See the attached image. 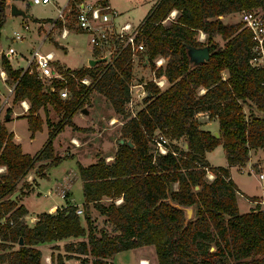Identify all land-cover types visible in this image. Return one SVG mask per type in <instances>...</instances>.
<instances>
[{"label":"trees","instance_id":"1","mask_svg":"<svg viewBox=\"0 0 264 264\" xmlns=\"http://www.w3.org/2000/svg\"><path fill=\"white\" fill-rule=\"evenodd\" d=\"M3 6L1 3L0 11ZM260 7L264 8V0H157L140 22L141 33L148 62L166 58L155 75H164L167 88L145 83L144 107L134 118H128L124 107L132 74L124 50L109 62L60 70L65 84L61 80L44 84L33 67L13 69L2 55L1 70L7 74L6 81L14 84L11 103L27 102L25 118L31 138L42 131L39 113L44 111L47 137L39 152L24 154L4 121L0 123V166L5 167L0 175V220H6L0 224V264H41L40 251L34 246L68 237L85 240L64 244L67 253L57 254L54 264H65L68 258L79 264H108L116 253L141 246L153 247L157 264H264V209L252 198L255 207L240 213L237 189L229 177L230 167L245 166L249 150L264 148V116L259 115L264 113V72L249 64V33L240 30V25L218 19ZM172 11L175 19L163 24ZM57 25L59 28L60 23ZM67 29L80 32L71 23ZM198 31L207 36L210 54L205 63L192 66L185 48L203 46L195 41ZM214 36L224 44L219 46L212 40ZM222 73H226L224 80ZM83 77L89 78L88 86L76 83ZM63 86L70 92L66 99L58 92ZM93 92L103 96L124 122L110 163L99 154L92 164L77 163L85 226L75 214L77 206L71 204L37 214L33 224L17 222L18 217L27 216L17 198L25 196L28 188V183L17 188L18 182L31 169L43 178L45 166L35 169L36 163L49 160L51 166L59 164L61 158L54 154L52 141L64 126L78 129L71 118ZM47 105L61 116L56 127L46 118ZM245 105L259 114L251 108L244 112ZM199 114L216 120L217 137L200 129ZM154 133L168 138L174 154L153 153L149 139ZM180 138L184 149L172 142ZM217 146L223 149L226 167H213L204 160L205 153ZM205 169L212 173V180L204 177ZM15 192L17 197L11 200ZM104 199L110 202L105 204ZM174 204L192 207L191 220L186 222L183 210ZM90 205L106 217L112 233L100 230L96 234ZM19 239L23 246L13 249Z\"/></svg>","mask_w":264,"mask_h":264},{"label":"rangeland","instance_id":"2","mask_svg":"<svg viewBox=\"0 0 264 264\" xmlns=\"http://www.w3.org/2000/svg\"><path fill=\"white\" fill-rule=\"evenodd\" d=\"M0 1V5L1 3H4L3 9L0 11V20H3L0 27V51L3 56H6L13 69L22 70L26 65V60L31 55L30 53L38 46L39 53L51 52L54 54L51 71L55 74H60V70L71 71L78 70L80 68H89L90 66L87 64L88 60L101 58L94 57V53H91L88 45V36L81 32L75 33L73 31H68V36L65 39H61L59 35H57V31H52L49 34V37L41 41L43 39L44 31L47 30L49 22L56 18L58 8L64 4L65 0H51L50 3L40 5L30 4L31 0ZM108 1L110 6L118 13V16L115 18L117 23L127 21L131 25H136L146 17V14L157 0ZM12 4L19 10H22L25 16H11L9 6ZM168 16L169 18L163 24L167 25L169 22L174 20L176 14L170 13ZM238 18L237 13H232L224 15L221 22L225 24L239 25ZM41 23H44L43 26H41ZM199 32L194 35L195 41L202 43L203 46H208L209 43H207V36L204 34V38H201ZM14 33H18L19 36H21V39L15 40L13 36ZM212 40L219 46L224 44L219 36H214ZM9 47L13 49L14 54L7 56V48ZM165 61L166 58H164V62ZM104 62L107 61L105 60ZM153 66L152 61L146 64H143V62L140 64L134 63L131 68L132 74L130 81L147 83L153 76ZM225 76L226 73H222V77L225 78ZM43 82L44 84H49L47 80H44ZM76 83L78 84L80 82ZM4 84L0 80V102L8 94L6 88L11 87L9 82L6 80ZM142 99L132 101V113H136L144 107ZM11 101L12 95L9 97V105L4 107L3 117L7 112L6 109H10L12 113L19 114V112H21L22 109H20L19 104H12ZM82 108L87 109L88 113L84 114L79 111L75 114L76 118H71L72 123L78 127V129H72L70 126H64L61 132L57 134L52 141L54 154L61 158L59 164L51 166L49 160H43L42 162L36 163L35 169L43 164L45 166L44 170L41 171L43 178L38 177L35 174V170L31 169L28 171L25 178L18 182L17 188H20L23 183H28V188L25 190L27 195L22 199L23 206L29 212V214L27 213V216H36L39 213H45L52 204L56 206H63L65 204L75 206L78 205L77 209H81L83 200L81 181L78 178L77 163H81L83 166L92 164L95 161V155L98 154L103 156L106 162H111L117 147L116 140L120 136V127L122 126L121 124L124 122V119L117 115L115 116L106 99L98 93H91L83 102ZM250 108L256 114H259L254 107L248 105L244 106L243 111L247 112ZM45 109L47 113V120L52 126L56 127L61 119V116L56 114L49 105H47ZM126 114L128 116L130 115V112L128 111ZM259 115L264 116V113ZM14 117L15 115L11 114V119L5 123L6 128H9L10 131L13 130L17 133V135H19L24 153L27 152L29 154H36L43 147V143L47 136L46 129L44 128L42 132H38L33 139H30L28 128H26V118ZM40 118L44 122V111H41ZM111 119L114 121L112 124L109 123ZM202 119H204V121L207 120V118L197 117L199 122ZM2 122L3 118L0 123ZM212 123V126L216 129L218 126L217 123ZM164 137L168 140L166 136ZM72 138L77 140V142L75 141V145L71 144V141H73ZM172 142L177 144L181 149L185 148L183 138ZM258 152L259 159L255 164H253L252 172L239 174L238 171L235 170L233 173L236 183L241 184L244 189L242 191L240 190V193L243 195L260 196L262 184H260V181L258 180L257 173L264 170V151L257 150V153ZM206 158L213 166H223L226 164V159L221 146H217L213 150L208 151ZM4 173L5 172H1L0 175ZM36 179H38V186ZM262 183H264V181H262ZM48 191L50 194L46 193ZM62 192L65 195V198L63 199L60 198V194ZM103 202L108 204L110 200L104 199ZM238 207L239 212L244 213L245 203L243 200L239 199ZM260 207L261 209H264V205H260ZM82 213L78 217L81 220V226H85ZM89 214L93 220L92 223L96 234L100 232V230L112 233V226L108 224L106 217L98 215L96 210L91 205L89 207ZM74 239L79 238H73V241ZM75 243L77 242H74V244ZM17 247L18 245L16 243L13 244V249H16ZM62 248L63 245H61V249ZM150 249H152V247H150ZM145 253L146 255L144 258L150 261L151 264L155 263L154 261L156 257L153 250L152 253H150L149 250ZM121 256L123 259L127 258V261H129V257H127L128 255L126 256L124 253H119L116 260L119 261V259L122 258ZM53 259L54 258H52V261L51 259L48 261L47 258L46 262L54 263ZM40 262L46 263L43 258H41ZM129 262L127 263L130 264Z\"/></svg>","mask_w":264,"mask_h":264},{"label":"built area","instance_id":"3","mask_svg":"<svg viewBox=\"0 0 264 264\" xmlns=\"http://www.w3.org/2000/svg\"><path fill=\"white\" fill-rule=\"evenodd\" d=\"M51 0H31L30 4L40 5L50 3ZM174 12V11H172ZM170 12L171 14H174ZM169 13V14H170ZM238 22L241 26L240 29L246 30L251 39V49L252 57L249 60L251 67H254L257 70H262L264 72V8L253 9V10H241L238 13ZM118 16L117 11L110 7L108 0H65L64 4L58 8L56 18L53 21H50L47 27V30L44 31L43 40L49 37L52 31H57V35L61 39H65L68 35L67 24H73V26L88 36V45L90 47L91 53L97 54L96 57H103L106 61H111L115 56L119 55L122 50L128 52L129 61L131 66L135 64L148 63L144 43L142 40L141 33V23L136 25H131L129 22H116V17ZM169 18V16H168ZM167 18V19H168ZM223 17L218 19L221 21ZM165 22V21H164ZM58 23L60 27L58 28ZM44 23H41L43 26ZM199 32V31H198ZM200 37L204 38V33L199 32ZM14 39L20 40L21 36L18 33H14ZM39 46L34 49L30 54V57L26 60V65L22 71L27 67H33L37 73V78L41 80H47L49 83L52 80H61L65 84V79L62 74H55L51 71L52 62L54 60V54L51 52L39 53ZM14 51L12 48H7V56L13 55ZM0 55L1 51H0ZM153 62L154 73L153 76L148 80L152 82L160 90L167 88V81L164 75L156 76V71L159 68L163 67L164 58L159 57L151 60ZM7 79V74L0 70V80L4 84ZM225 78L222 77V80ZM84 86L90 84L87 77L76 80ZM5 85V84H4ZM144 82H132L128 83L129 90V99L124 104L125 113L128 111L130 115L128 118H134L136 113L131 112V105L133 100L142 99L146 96V90L144 88ZM14 84L11 87H7L8 94L0 102V122L3 118L4 107L8 105V97L11 96L13 91ZM50 90L53 91L51 88ZM59 96L62 99L69 97V91L66 89V86H63L59 89ZM22 111L27 112V102L21 101L18 103ZM112 124V119L109 121ZM149 143L153 148V153L164 155L168 152L174 154L173 151H170V144L164 135L160 133H154L150 137ZM71 144L75 145L74 141H71ZM110 159V158H109ZM205 178L207 180H212L213 175L210 171L205 169ZM5 172V167L0 166V173ZM259 180L264 179V170L257 175ZM50 194L49 191L46 192ZM60 198H65L64 193L60 194ZM121 199H118L115 203L118 204ZM258 204L264 205V201H258ZM55 208L48 213H52L56 210ZM82 213L81 209H76L75 214L79 216ZM28 221V223L33 224L36 219L34 216L18 217L17 222ZM6 220H0V224H4ZM8 222L11 224L12 220L8 219ZM143 261L140 260L139 264H143Z\"/></svg>","mask_w":264,"mask_h":264},{"label":"crops","instance_id":"4","mask_svg":"<svg viewBox=\"0 0 264 264\" xmlns=\"http://www.w3.org/2000/svg\"><path fill=\"white\" fill-rule=\"evenodd\" d=\"M108 3H109V1H108ZM110 5V4H109ZM111 7V6H110ZM112 8V7H111ZM113 9V8H112ZM7 96V95H6ZM5 96V97H6ZM10 97V96H9ZM9 97H8V105H9ZM4 99V98H3ZM21 109V108H20ZM26 113L27 112H23L22 110H21V112H19V114H17V113H12V114H14L15 115V117L14 118H18V117H25V115H26ZM40 115H41V112L39 113ZM197 117H203V118H206L204 115H199V116H197ZM73 118H76V115H74V117ZM199 119H201V118H199ZM78 120V119H77ZM212 122H215V123H217L216 122V120L215 119H211V120H205L204 121V119H202L199 123H201V126H200V129L201 130H203V131H210L211 133H217V131H218V126H217V128L215 129V127H213L212 126ZM217 125H218V123H217ZM4 126H5V128H6V125L4 124ZM42 131H43V129L45 128L46 129V134H47V127L45 126V123L43 122L42 123ZM26 128H27V125H26ZM8 129V131H10V129L9 128H7ZM42 131H40V132H42ZM10 132H12L13 133V139H14V141H16L20 146H21V143H20V137H19V135H17V133H15L13 130L12 131H10ZM29 132V131H28ZM38 132H36L34 135H33V137L31 138L30 137V132H29V137H30V139H33L34 137H35V135L37 134ZM47 137V136H46ZM73 139V141L75 142H77V140L75 139V138H72ZM184 146H185V144H184ZM21 149H22V152L24 153V151H23V146H21ZM257 150H262V151H264V148L263 149H251V150H249V152H248V161L245 163V166H243V167H240V168H238V167H230L229 168V177H230V179L232 180V182L234 183V185H235V187H236V189H237V194H236V201H237V208H238V211H239V207H238V203H239V199H241V200H243V202L245 203V208H244V213L246 212V211H248L249 209H251V208H254L255 207V201H252V200H250V199H252V198H255V199H257V201H261V200H263L264 201V183H262V181H264V179L261 181V180H259V178H258V180L260 181V184H262V186H261V191H260V196H248V195H243L242 193H240L242 190H244L243 189V187H242V185L241 184H237L236 183V179H235V177H234V175H233V173H234V171L236 170V171H238V173L239 174H244L245 172L246 173H250V172H252L253 171V169H252V167H253V164H255L256 162H257V160L259 159L258 157V155H259V152L257 153ZM25 153H27V152H25ZM24 153V154H25ZM27 154H29V153H27ZM207 154H208V152L207 153H205V155H204V160H206L208 163H209V160H207V158H206V156H207ZM29 155H31V156H33L34 154H29ZM210 164V163H209ZM210 166H213V165H211L210 164ZM227 166V161H226V164L225 165H223V166H221V167H226ZM263 166H264V164H263ZM213 167H217V166H213ZM260 167V166H259ZM264 168V167H263ZM260 169V168H259ZM263 171V170H262ZM259 173H261V171L260 172H258L257 173V175L259 174ZM37 180L38 179H36V182H37ZM39 185V183L37 182V186ZM36 187V186H35ZM241 190V191H240ZM27 195V194H26ZM26 195L25 196H23V197H18L17 198V201H18V205H22L23 206V204H22V199L24 198V197H26ZM66 205V204H65ZM65 205H63V206H65ZM260 205V204H259ZM63 206H56V205H54V204H52L49 208H48V210H47V212L48 211H52V210H54L55 208H60V207H63ZM78 206V205H77ZM24 207V206H23ZM24 209H25V207H24ZM26 211H27V213L29 214V212H28V210L27 209H25ZM34 215V214H33ZM82 240H85V237H82V238H80L79 237V239H74V241H73V237H68V238H64L63 240H59V241H51V242H45V243H43V244H38V245H35L34 246V248H36V249H38L39 251H40V256H41V258H43L44 259V261L46 262L47 261V258H48V261H50V259H51V261H52V258H55L56 256H57V254H59V255H62V256H64V254H66L67 252H65L64 251V249L62 248L61 249V245H63V247H64V244H68V243H74V242H79V241H82ZM71 241V242H70ZM59 247V248H58ZM150 247H152V246H141V247H137V248H135V249H129V250H126V251H120L119 253H124L127 257H129V261H127V258H125V259H123V257L122 258H120L119 259V261H117L116 260V257L119 255V253H116L114 256H112L110 259H108L107 260V263L108 264H123V263H127V262H129L130 264H139V261L140 260H142V261H144V262H147V264H151V262L150 261H148L147 259H145L144 257H145V255H146V251L148 252V250L150 251V253H152V250H153V247H152V249H150ZM58 248V249H57ZM146 250V251H145ZM153 252H154V250H153ZM68 255H72V254H68ZM155 257H156V255H155ZM64 262H65V264H79V261L78 260H76L75 258H68V259H65L64 260ZM155 263H153V264H157V260H156V258H155V261H154ZM41 264H54V263H49V262H46V263H41ZM128 264V263H127Z\"/></svg>","mask_w":264,"mask_h":264},{"label":"water","instance_id":"5","mask_svg":"<svg viewBox=\"0 0 264 264\" xmlns=\"http://www.w3.org/2000/svg\"><path fill=\"white\" fill-rule=\"evenodd\" d=\"M1 2V1H0ZM10 9V15L11 16H25L24 12L22 10H19L15 5H10L9 6ZM186 50V55H187V59L190 63V65L192 66H197L200 65L202 63H205L208 58H209V50L207 46H203V47H195V46H191V45H187V47L185 48ZM100 61H105V58L101 57V58H97L95 59H90L88 60L87 64L88 66L92 67L93 65H96V63L100 62ZM82 113L87 114L88 110L85 108H82L81 110ZM11 119V113H7L4 115L3 117V121L4 123H6L7 121H9ZM214 136L217 137V133H214ZM120 143L122 142L121 140L119 141ZM128 145H131L129 142ZM186 148V146H185ZM194 189H197V186L194 187ZM17 197V192L13 193L10 196L11 200H15ZM174 206L176 208L182 209L183 213L185 215V221L188 222L189 220H191V218L193 217L192 215V207H188V208H182L176 204H174ZM18 246H23L22 240L19 239Z\"/></svg>","mask_w":264,"mask_h":264},{"label":"bare ground","instance_id":"6","mask_svg":"<svg viewBox=\"0 0 264 264\" xmlns=\"http://www.w3.org/2000/svg\"><path fill=\"white\" fill-rule=\"evenodd\" d=\"M112 122H114L113 119H112ZM142 263H143V264H147V262H144V261H143Z\"/></svg>","mask_w":264,"mask_h":264}]
</instances>
